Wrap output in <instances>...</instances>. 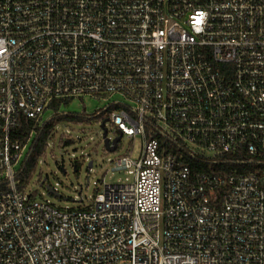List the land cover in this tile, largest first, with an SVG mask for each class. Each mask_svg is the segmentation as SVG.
Segmentation results:
<instances>
[{
	"label": "built area",
	"instance_id": "built-area-1",
	"mask_svg": "<svg viewBox=\"0 0 264 264\" xmlns=\"http://www.w3.org/2000/svg\"><path fill=\"white\" fill-rule=\"evenodd\" d=\"M85 96L103 107L72 110ZM60 114L105 120L116 149L140 136L114 164L133 180L78 207L18 188L21 116ZM176 146L264 162V0H0V264H264L257 173Z\"/></svg>",
	"mask_w": 264,
	"mask_h": 264
},
{
	"label": "rangeland",
	"instance_id": "rangeland-1",
	"mask_svg": "<svg viewBox=\"0 0 264 264\" xmlns=\"http://www.w3.org/2000/svg\"><path fill=\"white\" fill-rule=\"evenodd\" d=\"M70 107L77 112L85 108L89 114H95L103 107V102L85 96L76 99ZM63 133L70 135L74 142L62 143ZM108 135L113 137L111 131ZM141 145L140 136L125 135L116 150L108 151L104 146L101 121L95 116L87 121L60 124L48 139L46 150L37 159L35 171L24 188L36 198L49 199L62 207L85 206L103 184L133 180V174L127 168L114 169L115 159L127 152L137 159ZM90 160L92 165L89 167ZM75 161L77 169L74 168ZM43 178L45 181L41 184ZM46 185L55 188L61 196L49 193Z\"/></svg>",
	"mask_w": 264,
	"mask_h": 264
},
{
	"label": "trees",
	"instance_id": "trees-1",
	"mask_svg": "<svg viewBox=\"0 0 264 264\" xmlns=\"http://www.w3.org/2000/svg\"><path fill=\"white\" fill-rule=\"evenodd\" d=\"M70 103L69 99L66 100H53L50 104L54 111L58 112L63 107L68 106ZM87 117L83 114L77 115H65L60 114L59 116H55L50 120L44 121L40 123L26 116H21L19 125L16 128V137L21 141L22 144H28V153L25 161L22 163V170L17 176L19 178V183L17 184L18 188L23 189L25 187V183L29 180L35 171V166L37 159L43 155L46 150L47 141L50 137V134L57 123L63 121H86ZM148 135L158 136L157 133L151 128L150 124L146 125ZM32 131L35 133L32 135ZM64 144H72V139H66ZM173 151L182 155L184 161L190 166L192 171H200V170H209L214 172H231V171H254L257 173L260 178V183L264 188V162L261 163H243L235 161L236 158L242 157L243 154H231L226 153L224 155V160L222 163H216L209 160L204 159H196L190 155H187L183 150L179 149L177 146L171 148ZM77 162L74 164V168L77 169ZM4 185L0 184V189L3 188Z\"/></svg>",
	"mask_w": 264,
	"mask_h": 264
},
{
	"label": "water",
	"instance_id": "water-1",
	"mask_svg": "<svg viewBox=\"0 0 264 264\" xmlns=\"http://www.w3.org/2000/svg\"><path fill=\"white\" fill-rule=\"evenodd\" d=\"M104 121L105 120H103L101 122V127H103L104 146L106 147V149L108 151H114L116 149V147H117L118 141L120 140V136L114 137L112 139L111 143H110L109 138L106 136V129L104 128ZM91 165H92V160H90L88 162V166L90 167ZM44 181H45V178H43L40 183L43 184ZM46 186H47V189H48V192L49 193H52L55 196H59V197L61 196L58 192H56L55 190H53V188L50 185H46Z\"/></svg>",
	"mask_w": 264,
	"mask_h": 264
}]
</instances>
